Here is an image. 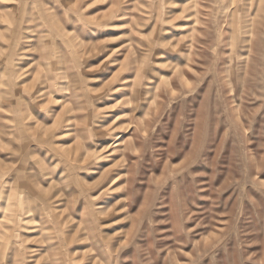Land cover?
<instances>
[{
    "label": "rangeland",
    "instance_id": "374dc122",
    "mask_svg": "<svg viewBox=\"0 0 264 264\" xmlns=\"http://www.w3.org/2000/svg\"><path fill=\"white\" fill-rule=\"evenodd\" d=\"M0 264H264V0H0Z\"/></svg>",
    "mask_w": 264,
    "mask_h": 264
},
{
    "label": "bare ground",
    "instance_id": "6f19581e",
    "mask_svg": "<svg viewBox=\"0 0 264 264\" xmlns=\"http://www.w3.org/2000/svg\"><path fill=\"white\" fill-rule=\"evenodd\" d=\"M62 77H66V75L64 74V75H62ZM230 96V94H228V96L227 97H229ZM117 137H115L114 139H116ZM113 145V144H112ZM110 146H107V149L109 148Z\"/></svg>",
    "mask_w": 264,
    "mask_h": 264
}]
</instances>
